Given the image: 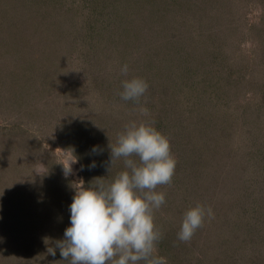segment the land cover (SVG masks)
<instances>
[{
    "label": "rangeland",
    "instance_id": "rangeland-1",
    "mask_svg": "<svg viewBox=\"0 0 264 264\" xmlns=\"http://www.w3.org/2000/svg\"><path fill=\"white\" fill-rule=\"evenodd\" d=\"M50 1L55 2L53 6H56L57 9L66 10V7L71 8L66 14L64 23L59 21L57 24L54 23V25H57L55 27L57 38L56 40H50L52 42L60 41V53L64 55L62 57L65 60L59 62V65L54 64V66L52 63L50 65L46 62L44 70L37 74L32 73V77L21 74L20 86L14 83L16 73L5 74L2 73V69L0 70V114L5 116L4 121L0 120V156L1 161L9 159V164L6 166L8 173L2 183L0 182V191L5 190L12 195L11 198L8 195L6 200L0 197V238H2L0 240V263L22 249L23 246L18 242L23 238L25 239L26 236L28 237L33 233L41 235L45 231L42 230L43 228H38V222L45 224V219L46 221L48 219L43 212V207L38 204L36 205L39 207L35 206L32 209L22 206L24 190L28 185L34 187L40 185V181L50 179L53 181H50L52 182L50 187H45L42 184L40 186L49 188L52 192H55L58 198L63 192L66 194L69 191L73 194L72 188L84 183L79 160L69 149L59 144L61 143L59 130L61 119H63L62 115L66 118H75L74 113L78 111L76 105L79 104L73 95L69 94L65 97L64 90L67 88L65 82L69 79L70 81L78 79L87 91L88 84H91L94 80L91 75L87 74L99 71L100 78L105 75V80L114 78L116 81L110 83L109 88L106 85L101 88L102 90L97 88L100 93L86 96L88 104L95 105L98 100L96 98L101 97V95V101L104 103L113 102L116 95H119L122 91V81L124 80L120 79L122 72L121 70L116 72V66L122 68L121 65L126 64L128 72L123 74L126 76L125 79L143 78L148 86L152 84L155 87L153 95L156 96V100H162L159 91L162 87L167 88L168 81L165 75L178 69L180 63L184 62L181 56L173 55L174 50L170 43L163 42L167 46L162 44L161 41H164L165 38L159 36L153 26L150 30L152 36L142 35L139 37L138 35L142 33H148L141 32L138 35L131 36L124 42H119V39L114 36L107 37L108 32H104L103 38L94 36V34L89 36L88 27L81 28L79 26L81 10L74 6H78V0ZM182 1L177 0L175 4L183 3ZM192 1L194 2V0ZM224 2L223 8H226L228 12L231 11L229 12L231 18L229 19H236H234V24L237 26L236 30L232 32L233 34L230 37L223 39L221 29L223 30L225 25L218 22V28L214 27L213 32L217 30L219 35L209 39L203 37V40L206 39V41L204 44L198 43V47L202 50L196 55V60L200 65L202 64V67L205 65V68H207L212 64V60L213 62L218 61L220 56L222 58L234 57L235 54L237 57L235 74L241 76L245 70H242L239 65L250 68L252 64L257 63L264 56V54H261L262 49L264 50V2L261 3L259 0H225ZM168 4H170V1H168ZM175 10L178 11L177 8ZM57 14L55 12L52 17L56 18ZM237 17H239V20H237ZM172 20V23L178 29V42L175 43L176 38H170L168 42L173 41V47H179L183 51L192 52L191 50H193L199 52L196 44L192 47L186 39L191 30L194 31L196 28L197 32L199 31L195 22L197 20L190 16L189 20L184 21L183 27H181V18H177V15ZM200 20L203 21L201 17ZM52 21L55 22V19ZM253 22L252 27L248 25V23ZM59 28L62 29L64 35H58L57 31L61 30ZM84 32L87 34V37L83 40L87 43L85 46L78 42L77 36L75 37L76 42L73 39V33H78L79 40L82 41L81 38ZM197 38L195 36L194 40ZM252 41H254V44H252ZM234 43H240L241 45L237 47ZM34 48L37 51L35 45ZM205 53L206 55L203 57ZM169 58L172 59L171 62H168L169 64L165 65L164 68H160L159 62L168 61L165 59ZM171 64L175 69L169 67ZM229 64L228 62L223 65L225 71H227ZM197 67L202 69L201 66ZM254 72H257V69ZM62 75H65L64 79ZM215 75L213 73L212 76L215 78ZM251 75H249V72L245 74L244 80H254ZM146 77L148 79H145ZM190 78L191 82L196 80L195 75H191ZM189 84L190 82L182 83V86L179 85L175 88L172 83L173 90L178 93L176 98L178 105H175L174 111H183L184 114L187 110L189 112L195 110L196 113L203 111L201 104L205 102L204 99L198 100L193 97L194 84L191 83V86H188ZM201 88L199 85L198 89L201 90ZM20 101L23 104H20ZM104 106L106 109L107 104H104ZM25 109H29L30 112L27 114ZM256 114L257 109L254 106L249 110L239 111L235 115L232 114L231 117L235 120L233 124L236 125L234 133H228L226 127L228 123L227 120L225 122V118L223 121L220 120L223 124L219 123L216 127L220 130L221 127H224L223 130L227 131V135L221 139L213 138L214 141L211 142L208 138L214 133L207 129L206 131L203 130V135L199 134L196 129L191 130L192 127H186L188 123L186 119L181 124L183 129L179 130L178 133L166 131L165 135H167L166 137L170 143L171 154L176 161V165L171 181L168 184H163V187L157 186L156 188L158 192L161 191L165 194L166 201L159 209L153 210L155 213L154 220L160 225H166V219L168 221L172 220L173 222H170L166 227L170 225V227H173L175 223L181 222L185 211L199 204L197 201L194 202L193 197L189 203L188 197L183 195L189 192L186 188L192 185L190 189L201 194L200 200L205 199L210 208H213L211 217L205 216L202 226L195 231L192 236L194 238H191V243L187 245L190 246L188 253L195 258L204 260L206 264H217L216 259H222H219L218 256L222 254L225 257V253L229 257L226 260L222 259L219 264H230L234 257L236 263L232 261L231 264H250L252 262L248 257H254L256 254L264 259V161L258 155H250L249 151L251 149L249 147L252 144H246L247 141H253L257 138L253 131L249 132L250 129L258 128L253 122L257 119L253 117ZM17 124L28 129L23 141L17 138V142H15L10 139L7 130L12 125ZM259 135L257 136L259 137ZM18 140L21 145H18ZM217 144L221 152L217 148ZM235 147L237 148L236 151ZM233 148L237 162H234L233 158H226V154L230 151L228 149L232 150ZM65 150L68 152L67 157L63 154ZM7 155L10 157H7ZM69 159H76V163L71 164V172L65 175L64 166L69 167ZM58 166L61 167V173H55L53 178H49V174L56 171ZM36 189L33 193H44L43 189ZM44 190L46 191V189ZM19 196L21 197L18 198ZM183 196L186 197L185 200ZM14 198L16 201L21 200L16 203ZM172 201L178 206L172 207ZM60 208L62 211L57 203L52 205L51 210H49L56 215V219L62 220L65 211L63 210L64 207L61 206ZM35 214L40 221H36ZM167 215L172 218L165 217ZM32 220L33 222H31ZM69 225L68 222L62 223L63 230L60 232L49 227L48 237L50 239L59 236L64 237V231ZM51 227H54V225H51ZM30 228L38 229H36V232H32ZM215 242L218 246L213 245ZM2 244L8 252L1 253L4 250L1 248ZM259 250L262 252L261 254ZM259 263L264 264V261L261 262L260 259Z\"/></svg>",
    "mask_w": 264,
    "mask_h": 264
},
{
    "label": "trees",
    "instance_id": "trees-1",
    "mask_svg": "<svg viewBox=\"0 0 264 264\" xmlns=\"http://www.w3.org/2000/svg\"><path fill=\"white\" fill-rule=\"evenodd\" d=\"M168 1H170V4H168ZM176 1L177 0H78V6L74 5L81 10V13L78 12L80 13L79 26L81 28L88 27V31H90L88 32L89 36L94 34V36L103 38L105 35L104 32H108L106 34L107 37L114 36L119 39V42H124L131 36L135 34L138 35L141 32L148 33H142L141 35H138L139 37L142 35H145L146 37L152 36L150 30L153 26L156 33L158 32L159 36L165 38L164 41H161L162 44L165 45L163 42L170 43L174 50L173 55L181 56L183 58L181 59L184 60V62L180 63L178 69L165 75L168 84L167 88L162 87L159 91L162 95V100H156V96L153 95V89H155V87L151 84L148 86L146 93L139 99V101H125L120 95H116L113 102L104 103L101 101V95V97L96 98L98 100L95 105H89L86 96L89 94H98L99 91L97 88H104L105 85L109 88L110 83L115 82L116 80L114 78L105 80L104 73H102L104 76L100 78L99 71L92 74L88 73L87 75H91L94 80H92L93 82H91V84H88V89L85 91L78 79L71 81L70 79L67 81L65 79L67 85V88L64 90L65 97L71 94L79 104L76 105L78 111H75V113L73 112L74 116H76L75 118H66V116L62 115L63 119H61L59 130L61 134V143L59 144L69 149L79 160L82 167L85 186H88L90 183L93 186L98 184L107 185L119 172L125 170L123 157L114 159L111 165L110 145L116 144L118 134L124 131L125 125L130 121H137L138 123L141 121H147L166 137L167 135L165 134L167 130L171 133H178L179 130L183 129L181 124H183L186 119L188 122L186 127H192L191 130L196 129V131L202 135L203 130L206 131L207 129L214 133L208 138L209 142H211L214 141L213 138L221 139L225 138V135H227V131L223 130L224 127H221V130L216 127V125L222 123L221 121H223L224 118L225 122L227 120L228 123L226 126L228 133H234L236 131V125L233 124L235 120H233L231 116L239 111L249 110L254 106L257 109V114L253 117L257 119L253 122L258 128L250 129L249 132L253 131L257 138L253 139V141H247L246 144H252L250 147L248 146L251 149L249 151L250 155H258L264 161V132L262 133V131H264V56L261 57L257 63L252 64L250 68L241 67L239 65L242 70H245L241 76L235 74V67H237V64L235 65L237 58L235 54L234 57L230 58H222V56H220L218 57V61L215 60L213 62L212 60V64L209 67L205 68V65L202 67V64L200 65L196 60V55L202 50L198 45L200 43L204 44L206 41V39L203 40L204 38L209 39L219 35L217 30L213 32L214 27L218 28V22L225 25L223 26V30L221 29L224 36L223 39L230 37L231 34H233L232 32L236 30L237 26L234 24L236 19H229L231 18L229 12L231 11L228 12L226 8H223L225 0H194V2L192 0H183V3L179 2L177 5L175 4ZM259 1L261 3L264 2V0ZM204 2H206V4H204ZM54 3L55 2L50 0H0V70L2 69V73L5 74L11 72H13V74L16 73L14 83L17 84V86H20V79L22 78L21 74L26 77H32V73L37 74L44 70L46 62L47 64L52 63L54 66V64L59 65V62L65 60H63L62 57L64 55L60 53V41L52 42L50 40H56L57 38L55 32V27L57 25H54V23L57 24L58 21L64 23L66 14L71 8L66 7V10H61L60 8L57 9L56 6H53ZM39 5L41 6L40 8L38 7ZM174 7L177 8L178 11L175 10ZM55 12L58 14L56 18H53L52 16ZM176 15L177 18H181V27H183L185 23L184 21L189 20L190 16H192L194 20H197L195 22L199 31L197 32L196 28L194 31L191 30L186 39L192 47L196 44V48L199 52L193 50H191L192 52L187 50L183 51V49L179 47H173V41L168 42L170 38H176L177 41L175 43L178 42V29L172 23V19ZM200 17L203 21L200 20ZM54 19L55 22L52 21ZM237 20H239V17H237ZM157 24H159V26H157ZM248 25H254V22L251 24L248 23ZM93 27L94 29H92ZM57 33L58 35H64L62 29L57 31ZM195 36L198 38L194 40ZM75 37L78 42H81L84 46L87 45V43L83 41L87 37L85 32L82 35V41L79 40L78 33H73L74 41ZM179 40L181 41L182 39L180 38ZM234 44H236L237 47L241 45L240 43ZM252 44H254V41H252ZM34 45L37 47V51L35 50ZM84 48L85 47L82 49ZM180 50H182L184 54ZM221 54L223 53L221 52ZM261 54H264L263 49ZM205 55L206 53L203 54V57ZM71 58H73V56H71ZM162 58L164 59L165 56ZM165 60L168 61L159 62L160 68H164V66L168 65V62H171L172 59L169 58ZM228 62L230 64L227 71H225L223 65ZM93 66L94 64L92 67ZM122 66L123 65H121V67ZM197 66H201L202 69ZM169 67L175 69L172 64ZM255 69H257V72H254ZM119 70H121V68L116 66V72H119ZM248 72L249 75L252 74L251 76L255 81L251 79L248 81L244 80L245 74ZM213 73L216 74L215 78L212 76ZM191 75H195V82L190 81ZM64 77L65 75L62 78L64 79ZM125 78L126 76L122 73L120 79L125 80ZM145 79H148V77ZM187 82H190L188 86H191V83L194 84L192 96L198 100L204 99L205 102L201 104V108L203 109L202 112L199 111V113H196L195 110H192V112L187 110L184 114L183 111H174L175 105H178L176 99L178 93L173 90V85L176 88L179 87V85L182 86V83ZM199 85L202 87L201 90L198 89ZM20 104L23 103L20 101ZM104 104H107L109 109L107 107L105 109ZM142 109H146L147 114H145ZM25 112L28 114L30 111L29 109H25ZM0 120H5L3 114H0ZM67 120L68 122H66ZM231 121L233 122L231 123ZM199 125L201 126L199 127ZM27 129L20 127L19 124H17L12 125L11 128L7 130V133L10 139L15 142H17V138H19L20 141L21 139L23 141ZM206 134L207 133L205 132V135ZM257 135H259V137ZM20 141L18 140V145H21ZM2 142L4 141L2 140ZM94 145H98L103 149L102 154L97 155L91 153L90 150ZM217 148L221 152L218 144ZM228 150L230 151L226 154V158H233L235 160L237 157H235L234 148ZM236 150L237 148L235 147V151ZM7 157L10 156L7 155ZM132 158L138 161V157ZM92 161L96 162V167L90 169L88 166ZM234 162L237 161L235 160ZM7 164H9V159L7 161L6 159L1 161L0 156L1 183L8 173L6 167ZM56 169V171L49 174V178H53L55 173H61V167L59 168L58 166ZM50 181L52 180L45 179L40 181L39 184H42L45 187H50L53 182ZM40 185H35L34 187L33 185H28V187H26L24 190L22 206L29 209H32L35 206L43 207V212L48 219L47 221L45 219V224L42 222L40 224L38 222V228H43L42 230L45 231L41 233V235L33 233L28 237L26 236L25 239L23 238V240L18 242L23 246L22 249H19V251L12 257H7L3 262L1 261L0 264H70V259L65 260L61 257L60 250L56 247V242L62 240L64 237L59 236L55 239H50L47 232L49 227L60 232L63 230L62 223H70L69 205L72 202L74 188H72L73 194L67 191L66 194L63 192L57 198L55 192H52L49 188H43V186ZM191 186H185L187 187L186 190H189V192L183 194L188 197L189 203L191 202L190 199L193 197L194 202L197 201L206 209L210 208L205 199L200 200V197H202L201 194L193 192L190 189ZM158 187H163V185H158ZM36 188L43 189L44 193H33L37 190ZM44 189H46V191ZM7 196L11 198L12 195L5 190L0 191V197H3L4 200H6ZM20 197L21 196L18 198ZM183 199L185 200L186 197L183 196ZM18 200L16 201L15 199L14 201L19 203ZM57 203L61 211L62 209L60 207H64L63 210L65 211V214L62 217V220L56 219V215L52 214L50 211L52 205ZM171 204L172 207L178 206L175 202ZM211 210L213 212V208H211ZM153 216L155 219L154 212ZM35 217L36 221H40L36 214ZM165 217L170 216L167 215ZM155 221L156 220H154L155 228L160 233V238L155 242V255L166 258V264H206L204 260L195 258L188 253L190 246L187 245L191 243V239L188 241H181L178 239L177 234L180 230L181 222L175 223V226L173 227H170L171 225L166 227L173 221H168V219H166V225H160ZM31 222H33V220ZM51 225H54V227H51ZM30 229L32 232H36L35 228ZM213 245L218 246L216 242ZM1 248L4 249L1 253L8 252L4 244L1 245ZM52 248L55 249L56 254L54 256L49 253L52 251ZM259 253L261 254L262 252L259 250ZM2 255L4 256V254ZM227 257H229V255L226 256V253L225 257L222 256V254L218 256L219 259L222 258L224 260H226ZM248 258L252 262L250 264H260V259L261 262L264 261V259L260 258L257 254L254 257L250 256ZM222 259H216L217 264H219ZM234 259L232 261L236 263ZM109 264H111V262H109ZM139 264H145V262L140 261Z\"/></svg>",
    "mask_w": 264,
    "mask_h": 264
},
{
    "label": "clouds",
    "instance_id": "clouds-1",
    "mask_svg": "<svg viewBox=\"0 0 264 264\" xmlns=\"http://www.w3.org/2000/svg\"><path fill=\"white\" fill-rule=\"evenodd\" d=\"M121 72L127 74L126 64ZM147 89L143 78L132 77L122 81L119 95L125 101H139ZM142 111L147 114L146 109ZM110 149L111 165L114 159L123 157L125 170L107 185L83 183L74 188L69 205L70 225L56 247L61 257L70 259V264H166V258L155 255L160 233L155 228L153 210L166 201L165 194L156 191L157 186L168 184L174 175L176 161L170 143L147 121H130ZM90 151L99 155L103 149L94 145ZM63 154L67 157V150ZM132 157H138V161ZM76 159H69L67 168L63 165L65 175L71 172ZM88 167H96V162ZM206 215L211 217V208L201 204L188 208L178 239L190 240ZM49 253L54 256L55 249Z\"/></svg>",
    "mask_w": 264,
    "mask_h": 264
}]
</instances>
